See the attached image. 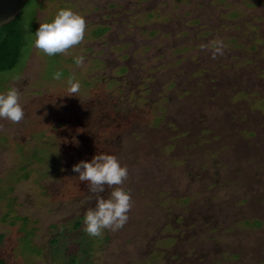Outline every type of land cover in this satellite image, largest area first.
<instances>
[{"label":"rangeland","instance_id":"374dc122","mask_svg":"<svg viewBox=\"0 0 264 264\" xmlns=\"http://www.w3.org/2000/svg\"><path fill=\"white\" fill-rule=\"evenodd\" d=\"M62 8L85 39L48 56L34 33ZM20 22L24 51L0 72L26 113L0 119L3 264H264V0H27ZM218 38L213 59L200 46ZM99 153L127 165L134 204L92 237L73 165Z\"/></svg>","mask_w":264,"mask_h":264},{"label":"clouds","instance_id":"9594fccd","mask_svg":"<svg viewBox=\"0 0 264 264\" xmlns=\"http://www.w3.org/2000/svg\"><path fill=\"white\" fill-rule=\"evenodd\" d=\"M86 19L71 8L58 10L54 18L40 21L34 33V46L48 56L68 54L69 50L84 42ZM202 50L211 51L212 58L225 54L226 44L222 39H215L210 44H202ZM77 67L84 66V56L75 57ZM62 73L57 71L53 79L60 80ZM64 93L68 96L79 95L80 82L73 73L67 78ZM20 89L12 86L6 92L0 93V119L19 124L25 118V110L20 103ZM3 126L0 125V129ZM73 172L78 173L81 182H87L91 195L89 200H95V206L89 207L84 213V231L92 237H101L105 229L118 231L127 223L128 213L134 201L131 192L125 187L129 172L127 165H122L116 155L108 153L95 154L90 161L81 160L73 165ZM111 189L107 198L101 193Z\"/></svg>","mask_w":264,"mask_h":264},{"label":"trees","instance_id":"16d2710c","mask_svg":"<svg viewBox=\"0 0 264 264\" xmlns=\"http://www.w3.org/2000/svg\"><path fill=\"white\" fill-rule=\"evenodd\" d=\"M32 24L24 31L19 11L16 17L0 26V72L7 71L18 63L20 55L24 51L23 47L28 34L32 31ZM98 30L101 32L103 28ZM0 264H3L2 259H0Z\"/></svg>","mask_w":264,"mask_h":264},{"label":"water","instance_id":"95a60500","mask_svg":"<svg viewBox=\"0 0 264 264\" xmlns=\"http://www.w3.org/2000/svg\"><path fill=\"white\" fill-rule=\"evenodd\" d=\"M27 0H0V26L17 16Z\"/></svg>","mask_w":264,"mask_h":264}]
</instances>
